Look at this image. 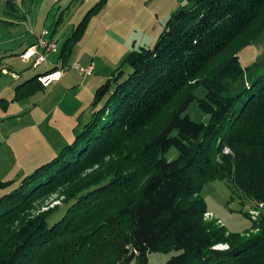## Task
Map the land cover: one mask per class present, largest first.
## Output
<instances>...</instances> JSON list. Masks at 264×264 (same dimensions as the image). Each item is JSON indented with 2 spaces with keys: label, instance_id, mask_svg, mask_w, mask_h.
Returning a JSON list of instances; mask_svg holds the SVG:
<instances>
[{
  "label": "trees",
  "instance_id": "obj_1",
  "mask_svg": "<svg viewBox=\"0 0 264 264\" xmlns=\"http://www.w3.org/2000/svg\"><path fill=\"white\" fill-rule=\"evenodd\" d=\"M167 18L96 87L72 142L1 194L0 264H148L150 252H173L164 264L264 262V216L226 232L200 196L218 179L264 207V59L242 67L237 54L264 31V0H185ZM37 77L12 100L43 89ZM195 99L206 120L185 114ZM53 192L61 200L41 210Z\"/></svg>",
  "mask_w": 264,
  "mask_h": 264
},
{
  "label": "rangeland",
  "instance_id": "obj_2",
  "mask_svg": "<svg viewBox=\"0 0 264 264\" xmlns=\"http://www.w3.org/2000/svg\"><path fill=\"white\" fill-rule=\"evenodd\" d=\"M11 1L14 4L0 0V98L5 100L3 103L0 101V182H12L0 188V196L14 188L36 166L50 160L62 147L71 143L82 124L89 120L96 88L87 91L90 86H87L88 81L103 83L112 71L120 68L123 57L129 52L142 46L152 47L165 23L156 17L143 19L147 12L153 14L161 10L158 8L162 2L158 0ZM137 12H141V16L134 19ZM87 13L82 36L71 42L66 55L69 61L79 57L78 61L93 62L96 67L92 76L84 78L72 71L68 85L53 92L51 87L44 88L31 94L33 97L30 99V96L25 97L30 104L21 102L22 99L12 100L18 83L52 65L48 60L33 67L31 62L20 60V49L47 30L57 42L58 52L54 56H58L64 41ZM237 54L242 67L261 62L264 59V31ZM2 68L19 74V78L14 80L10 74L2 73ZM121 68L125 73L129 71L126 65ZM203 94L204 88L199 86L193 95L199 98ZM35 107L40 113L30 112ZM185 114L195 121H203L207 117L198 108L196 99L186 108ZM176 156L177 151L173 147L164 154L167 160ZM56 192L39 202L41 210L59 203L61 198ZM200 196L207 210L205 221L223 226L226 232H242L250 228L252 220L264 216L263 206L254 207L252 202L242 199L239 192L223 180L207 181L201 188ZM252 209L258 212L255 218L248 212ZM216 248L225 249L226 244L220 243ZM172 253L150 252L147 254L148 264H164Z\"/></svg>",
  "mask_w": 264,
  "mask_h": 264
},
{
  "label": "built area",
  "instance_id": "obj_3",
  "mask_svg": "<svg viewBox=\"0 0 264 264\" xmlns=\"http://www.w3.org/2000/svg\"><path fill=\"white\" fill-rule=\"evenodd\" d=\"M18 54L19 58L23 62H31L33 67H37L48 61V58L52 54L58 52L57 42L50 36L47 30H43L40 35H36L35 40L32 44L28 45ZM73 70L81 76H89L93 72V65H82L79 62H72L69 65H64L62 61L56 60L52 68L42 73L38 74L37 80L40 82L43 88L49 87L53 83L57 82L67 70ZM12 78L16 79L18 76L11 74ZM227 149H224V152H227ZM259 206H262L259 204ZM250 215H258V212L255 209L248 211Z\"/></svg>",
  "mask_w": 264,
  "mask_h": 264
},
{
  "label": "crops",
  "instance_id": "obj_4",
  "mask_svg": "<svg viewBox=\"0 0 264 264\" xmlns=\"http://www.w3.org/2000/svg\"><path fill=\"white\" fill-rule=\"evenodd\" d=\"M117 1H119V0H117ZM129 2H134V1H136V0H128ZM145 1V0H144ZM185 0H158V2H162L161 3V6L158 8V9H161L159 12L158 11H154L153 12V14L151 13H149V12H147L144 16H143V19H145V18H150V17H156V18H160V19H162L163 21H166L168 18L167 17H169L170 16V14L179 6V5H181L183 2H184ZM129 6V5H128ZM144 6V5H143ZM140 16H141V12H137L136 14H135V16H134V19H136L137 17H139L140 18ZM34 40H35V38H33V39H31L26 45H24V47L22 48V49H24L25 47H27L28 45H30V44H32L33 42H34ZM21 50V49H20ZM55 54H52V55H50V57L48 58V60H50V62H52V65L49 67H47L46 68V70H49V69H51L52 68V66H53V64L56 62V60H60L61 61V58L59 57V55L58 56H54ZM53 56H54V58H53ZM78 58L79 57H77V59L76 60H65V62H63V64L64 65H69L71 62H74V61H76V62H79V63H84V62H82V61H78ZM88 64H92L93 65V71H94V69H95V65H94V63L93 62H90V63H84L83 65H88ZM46 70H44L43 72H45ZM73 70H67V72L66 73H64V75L57 81V82H55V84L53 83L52 85H50L49 87H51V91L52 90H54V89H58L59 87L60 88H62V87H64L65 85H68V78H69V75H70V72H72ZM1 72L2 73H4V74H14V75H16V76H18L19 74H17V73H14V72H8L6 69H4V68H2L1 69ZM43 72H41V73H43ZM41 73H39V74H41ZM75 74H77V73H75ZM93 74V73H92ZM92 74L91 75H89V76H92ZM9 75V76H10ZM78 76H80L79 74H77ZM12 77V76H11ZM32 76H27L22 82H24V81H26V80H28V79H30ZM81 77H88V76H81ZM19 78V76L16 78V79H18ZM14 79V78H13ZM15 80V79H14ZM22 82H20V83H22ZM20 83H18V84H20ZM85 83H86V79L84 80V85H85ZM98 83V84H97ZM100 83V81H98L97 80V82H96V80L94 81V80H91V81H88V83H87V86L88 85H90V86H88V89H87V91H89L90 92V89H94V88H96L98 85H100L99 84ZM17 84V85H18ZM16 85V86H17ZM97 85V86H96ZM43 88V87H42ZM46 88H48V87H45V89ZM44 89V88H43ZM53 92V91H52ZM36 94V93H35ZM34 94V95H35ZM33 97V95L32 96H30L29 97V99L30 98H32ZM29 99L27 98V99H24V98H22V101L21 102H27L26 103V105L27 104H30V102H28L29 101ZM34 104V103H33ZM38 111V109H36V107L35 108H33V110L32 111H30L31 113L32 112H37ZM37 113H40V112H37ZM37 117H38V115H37Z\"/></svg>",
  "mask_w": 264,
  "mask_h": 264
}]
</instances>
